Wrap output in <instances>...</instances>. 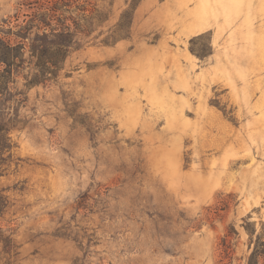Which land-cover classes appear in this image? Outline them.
Segmentation results:
<instances>
[{
    "label": "rangeland",
    "instance_id": "1",
    "mask_svg": "<svg viewBox=\"0 0 264 264\" xmlns=\"http://www.w3.org/2000/svg\"><path fill=\"white\" fill-rule=\"evenodd\" d=\"M43 1L0 0V26ZM233 3L50 1L71 44L10 85L0 264H264V0Z\"/></svg>",
    "mask_w": 264,
    "mask_h": 264
},
{
    "label": "trees",
    "instance_id": "2",
    "mask_svg": "<svg viewBox=\"0 0 264 264\" xmlns=\"http://www.w3.org/2000/svg\"><path fill=\"white\" fill-rule=\"evenodd\" d=\"M52 0H44L41 2L42 7L47 10L45 14L35 15L25 24H15L11 26L8 20L3 21L0 26V117L3 115L6 102L9 100L11 94L10 85L14 83L15 77L20 75L27 59L29 63H33L36 70L33 73V78L26 81L28 87L46 83L49 80L48 75L55 76L56 70L66 55L70 47L71 37L70 33L59 32L57 29L50 28L48 21L54 20L56 9L46 7ZM222 7L224 12V25L230 24L232 20L231 11L233 0H215ZM202 12L197 13L196 22L190 25V31L193 33L199 32L207 27V19L204 14L206 7L202 3ZM15 21L18 16H15ZM33 26L36 27V34L31 37ZM65 36V38H64ZM29 51V57H26V51ZM9 127L6 123L0 122V162L4 161L2 155L4 152L11 149V142L9 138ZM259 248L254 249L251 258L261 257L264 259V242L259 244ZM224 252L228 253L227 247H224Z\"/></svg>",
    "mask_w": 264,
    "mask_h": 264
}]
</instances>
